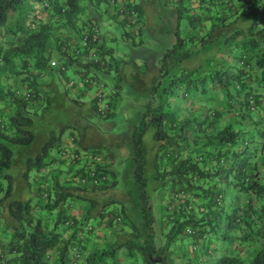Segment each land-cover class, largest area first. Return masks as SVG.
Wrapping results in <instances>:
<instances>
[{
    "label": "trees",
    "instance_id": "trees-1",
    "mask_svg": "<svg viewBox=\"0 0 264 264\" xmlns=\"http://www.w3.org/2000/svg\"><path fill=\"white\" fill-rule=\"evenodd\" d=\"M159 1L176 18V41L166 54L176 55L177 62L196 59L202 51L210 56L189 72L152 85L154 90L164 85L168 105L170 96L191 98L193 104L188 113L179 103L180 109L167 111L163 102L150 101L140 110L131 131L134 192L117 188L115 152L90 143L91 137L84 142L89 134H74L68 119L40 150L24 148L35 140L36 116L71 96L78 105L71 114L113 117L120 76L110 90L100 73L117 68L118 38H104L102 12L109 7L108 16L124 28L121 40L136 46L146 22L144 4L0 0L1 264H264V0ZM87 32L99 36L83 45ZM70 68L79 71L78 92ZM220 99L228 109L238 106L246 124L233 118L217 124L225 107H215ZM197 100L207 104L206 111ZM258 112L261 120L253 116ZM149 125L154 143L147 148L143 136ZM110 188L125 190L131 202L107 193ZM229 188L232 194L225 198ZM176 189L184 196L174 198ZM153 191L164 193L160 218ZM215 240L222 243L219 257Z\"/></svg>",
    "mask_w": 264,
    "mask_h": 264
},
{
    "label": "rangeland",
    "instance_id": "rangeland-1",
    "mask_svg": "<svg viewBox=\"0 0 264 264\" xmlns=\"http://www.w3.org/2000/svg\"><path fill=\"white\" fill-rule=\"evenodd\" d=\"M144 2L146 3V0H144ZM153 3L154 5L150 4V6L146 7L145 11H143L146 23L144 25L143 34L138 36V38H141L142 41L136 46H130L125 39H122L121 41H124L125 47H128V49L126 50V56H122V58L118 57V69H113L110 73L106 74H102V72L100 73V77L104 79L110 90H112L117 83L118 74L120 76L119 83L121 84L122 93L120 92L121 98L117 102L113 117H100L95 113H91L90 117L78 113H74L75 115H73L71 113L77 109L78 105L76 102H72V97L74 96H71V99H63L61 107H59L60 102L58 104H53L51 108L43 113V115L36 116L33 124L35 140L29 147H25V150L32 151L33 153L40 150L42 144L49 139L51 131H59L63 126V121L68 119V123H72L75 126L73 129L74 134L82 136L84 131L89 134H85L83 138L84 142L91 137L90 143L97 144L100 142L105 146V149L110 148L115 152V156L111 161V168L117 172L116 175L119 181L117 188L125 186L128 190L130 188L131 191L135 192V189L138 191L134 178L131 131L133 125L139 122L141 117L140 110H144L147 105L146 102L150 101L152 106H157L163 102L164 109L167 111L180 109L181 105L183 108H187L188 111L186 113H188L189 108H191L189 105L193 104L191 102V98H184L177 101V97L169 95L171 105H168L166 102V92H161V88L164 85H162V83L159 84V90H156L155 88L158 84L154 87L155 90L152 89V85L158 81V78L170 80L171 77L179 76L183 71L187 73L191 70L193 63H198L199 60L201 61L206 56H210V52L202 51L196 59H184L182 62H177L176 55L173 53L166 54L167 48L172 46V44L176 41L177 35L173 26L176 23L174 15L175 12L173 13L172 10H169L170 8L168 6H162L159 0H154ZM105 12L106 11L102 12V15ZM106 13L107 15H110L109 7ZM186 24L188 25V23ZM100 27L102 34L106 35L108 33L107 31L111 30L113 35L117 36L118 40L121 39L120 36L124 28L116 20H114V17L104 16ZM180 28L181 30L184 29L182 22L180 24ZM185 44L188 48L192 46L191 43L188 42ZM115 45L116 43H114V46ZM163 69L167 70L164 75L161 74ZM182 79L184 80V78ZM175 80H179V78L177 77ZM172 92L176 95L174 91ZM205 96L208 97V95ZM219 98H221V96ZM81 99L86 103L89 102V96H84ZM219 101L221 105L216 104L217 106L215 107L223 108L225 106L223 101H221V99ZM178 103L180 105H178ZM198 104H201L200 108L203 111L207 110V104L203 102L199 103V101ZM236 110H238V106H234V108L229 109L225 106L223 111L224 113L220 115L217 124L227 122L232 118L239 124L244 123L240 122V118L238 116L239 113H237ZM153 111H155V109ZM153 111H150V114H152ZM75 124H78V126ZM245 124L246 123H244V125ZM68 132V129L63 131L62 141L68 136ZM153 132L154 127L152 125H149L145 130L143 141L147 148H150V146L154 143ZM68 139L71 141V137ZM15 149H18V146L15 147ZM54 154L55 151L52 152V155ZM151 172L152 168L149 164H147L146 176L150 177ZM222 183L227 184L223 180ZM19 186H23V188H25V183L21 180L19 181ZM152 187L153 183H150L148 190L151 191ZM110 189L111 190L107 191V193L112 192L111 195L117 193L116 196L118 198H125V200H129L131 202L125 190ZM230 193L232 194L229 188L225 198L230 197ZM157 195L158 191H153L151 193L153 201L156 199ZM53 221L54 220H52L51 226L53 225ZM214 242L219 249L216 257H219L222 254V243H220L219 240H215Z\"/></svg>",
    "mask_w": 264,
    "mask_h": 264
},
{
    "label": "crops",
    "instance_id": "crops-1",
    "mask_svg": "<svg viewBox=\"0 0 264 264\" xmlns=\"http://www.w3.org/2000/svg\"><path fill=\"white\" fill-rule=\"evenodd\" d=\"M141 2L144 4L143 6L146 8V7H148V6H150V4H152L151 3V1L150 2H148V1H146V3L143 1V0H141ZM104 16H108L107 15V13H103V15H102V17H103V19H104ZM146 23V22H145ZM108 33L106 34V35H104V38H111L112 36H114L113 35V33L111 32V30H108L107 31ZM126 47H125V44H124V41H121V39H119V40H117L116 41V49H115V51H114V53H113V55L114 56H116L117 58L118 57H120V58H122V56H126V54H127V52H126ZM118 66H119V64H118ZM118 66H117V68H118ZM144 71V70H143ZM69 72L72 74L71 75V77L72 78H74V80L76 81L77 80V82H76V85L74 86V90L75 91H79V90H81V86L80 85H82V83H81V80H80V75H79V71L76 69V70H74V68H73V70L70 68L69 69ZM254 84H256L255 82H253V85ZM259 89L260 88H262L261 86H257ZM156 90H159V86L158 87H156ZM93 91H94V87H92V88H90V92H89V90H88V92L89 93H91V95H93L94 93H93ZM173 98V97H172ZM261 113L260 112H258V113H253V116L256 118V119H260L261 118ZM261 120V119H260ZM244 125V124H243ZM238 126H240V125H238ZM211 166L210 165H207V168H210ZM237 193L235 192V195H236ZM164 195V193H162V192H159L158 193V195H157V197H156V199H154V201L152 202V204H153V210H154V212H155V214H156V216L158 217V218H160V214L161 213H163V204H164V198L162 197ZM164 228H165V226H164ZM110 232V230L108 229V230H105L104 232H102L103 233V235L104 234H108Z\"/></svg>",
    "mask_w": 264,
    "mask_h": 264
},
{
    "label": "built area",
    "instance_id": "built-area-1",
    "mask_svg": "<svg viewBox=\"0 0 264 264\" xmlns=\"http://www.w3.org/2000/svg\"><path fill=\"white\" fill-rule=\"evenodd\" d=\"M98 34L97 33H92V32H87V33H84L80 39V42L83 44V45H87L90 41H94L95 39L98 38ZM89 55H92V57H97V54H96V51L95 49H90L89 50ZM51 64H55V61H52ZM85 79L89 80L88 77H85ZM184 190H179V189H176L175 192H174V198H179L180 196H184ZM222 197H224L223 195H221L220 197H218V199L220 200ZM221 203V202H219ZM172 205L169 206V208H171ZM188 209H191V205L189 204L188 206ZM188 232H190V229H187ZM199 248V244H195L194 245V249H198Z\"/></svg>",
    "mask_w": 264,
    "mask_h": 264
}]
</instances>
